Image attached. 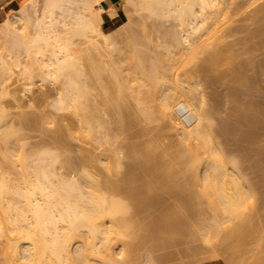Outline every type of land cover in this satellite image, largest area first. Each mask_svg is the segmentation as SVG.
I'll list each match as a JSON object with an SVG mask.
<instances>
[{
    "label": "bare ground",
    "instance_id": "obj_1",
    "mask_svg": "<svg viewBox=\"0 0 264 264\" xmlns=\"http://www.w3.org/2000/svg\"><path fill=\"white\" fill-rule=\"evenodd\" d=\"M242 1L243 0H241V1L234 0V2H233V0H123V4L121 5V9H123L124 14L127 13V14H129L130 17H132L131 19L124 21V20L119 19L120 17H119V12H118V6H116L114 4V2H112L111 0H7V2L2 4V6L0 7V49H2L3 52L6 49L5 50V56H7V57H4V55L2 56L0 54V96L1 97L7 96V95L12 93L11 92L12 90L10 89V82H11L10 79L12 80L13 75L15 74L14 73L15 71H13V69L17 70L14 68V66L20 67L22 65V61H21L22 52L23 53L26 52L25 55H27V58H28V56L30 57V56L34 55L32 64L30 65V63H29V65L24 66V69L21 70L22 72H19V73L24 74L25 77H27V80H26L27 82L25 81V83L28 84V88L31 84H33V78L35 77V75H37L34 72L36 69H38L39 73L38 72L37 73L39 74V77L40 76L42 77V79L43 78L46 79L47 77L48 78L51 77V79L53 78V79H57V80L61 79L62 81L64 79V81L62 82L63 84H61L63 86H62V88H60V89H62V91L60 90L61 92L59 93V95H57L59 97L57 98V96H56L57 99H54V100H56V104L55 103H52V104L53 105L55 104V106H54L55 109H58L60 112H61V110L62 111L66 110V112H67V110L68 111L72 110L71 111L72 113L73 112H74V114L77 113L76 118H78L77 116L80 115L81 116V122H82L81 126L84 127V130L83 129H80V130L82 131V133L84 132L83 134L87 135V137H88V135L92 136L94 134V131L96 130V125L93 124L91 117L89 115V112H88L90 110L91 105L93 104V103L91 104L89 102L90 97H91L90 92L93 93V91H90L88 88V84H87L88 78L87 77H89V80H91V81H92V79L90 78L91 73L94 74L95 77H97L96 83L99 84V87H101L103 89V90L102 89L101 90L105 94H106V92L108 93V95L110 96V97H108L109 100H114L111 98H115V100L118 101L117 102L114 100L113 101L114 103L111 101L112 102L111 104H114V107H112V108L113 109L116 108L115 105H117L119 110L118 109H116V110H118V111H120L123 106H126L125 105L126 102L124 103V105L121 104L122 100L123 99L125 100L126 98L121 97V99L123 98L121 100V102H119V100H118L120 95L122 94V96H123L124 93L122 92L119 95H114L111 97L109 92L113 93L115 88H117L116 89L117 92H118V89H119V92L123 91V89L125 87L128 88V86H130L134 82L129 84V82H127L126 80L124 81L125 78L122 79V82L120 81L121 79L119 80L118 75H120V71L118 70L119 69L118 65H116L118 61L116 62L112 58H111L112 61H110L107 64H105L104 62H99V61H98L99 64H96V63L94 64L93 63L94 59L92 57H89L92 54L91 52L96 51L99 55H101L103 53V51H106L107 54L109 51L110 52L112 51V53H114V51H116V49H118V48H116L118 46V45L116 46V44L118 42L117 39L119 37H122V35H124V34L136 35L135 29H137V28H135L133 26L134 21H136L137 19L143 20L145 18H155L156 20L158 19L157 21L153 20L154 24L152 22L151 25H154V26H152V28L154 29V31H156V33H158L156 35L160 36L159 32L163 34L162 36H160V38L162 37L163 41L160 39V40H158L160 42L157 41L158 42L157 43L155 41L156 44H154L153 46H150L151 43L148 41L149 39L147 40L149 44H147V42L145 41L149 37L146 34L145 35L147 37L139 31V33H141V35H144L146 38L144 36H140L138 33L136 36L131 35L133 37V39L134 38L136 39L139 36L143 37V38L142 39L138 38L141 40L140 42H137L138 39L136 41L131 40L132 41L131 42L132 45L130 43L131 47L135 46L134 47L135 51H133L134 50L133 49V50H131V52L133 51L132 54L134 53L133 55H135V57H132L133 56L132 54H131L132 56H128V57L135 58V59L133 60L132 67L129 65V63H132V59H131V62L129 61L128 65L130 66V68H129L130 70L129 69L128 70L130 71V75L133 77V80L134 81L137 80L135 83H138V86H140L141 89L144 86L146 88H144V90L142 91L141 89H139V87L137 89V84H136L135 85L136 87L132 86L133 89H131L132 87L130 86L131 88L129 87V90H133L132 91L133 93L137 92V94H138L137 97L135 95L136 93H134L133 96L136 97V102L141 104L139 108L144 107V109L142 108L143 111H141V113L143 112L142 113L143 115L145 112L144 110L146 109V107L144 106L143 103L146 102V104L148 105L149 102H155L154 104H156V107H157V108L155 107L156 110L153 107L154 111L153 110L149 111V109H151V108H149V106H147L148 112H149L148 114L149 115L151 114L152 117L154 116V118H152V119L154 120L156 117H158L159 119L161 118L162 120H166L169 123V125L180 136L179 137L180 142H183V143H186L187 141L189 142V143L187 142L188 144L186 143V145H187L186 153L184 151L180 154L184 153L185 157L190 158L189 159L190 161L189 160L186 161L187 163L189 162V164H188L189 167H186V166H184V167H186L187 169H189L191 167V169L193 171H194V169L197 170V171H195V173L197 172L196 173L197 174L196 177L198 176L197 179L202 178L201 181L203 182L202 183L203 186L200 184L201 185L200 187L201 188L204 187L201 190V193L204 196L203 195H201V196H203V197L207 196L206 198H208L209 202H211L210 204L209 203L208 204L209 205L213 204L215 206V208H213V209H215V210L216 209L221 210L222 216L224 215V218H227V223H228V220H231L234 223L235 218H237L236 219L237 222L239 219L241 221L244 220V222H245V219H243V218L245 216H247V214H248L246 211L247 210L250 211V207H248V206H250V202H249L250 198L252 197L251 199H253V195L255 194V193L253 194V190L251 189L254 186H250L248 179H247V182H248L247 183L245 177H243L244 179L242 178L240 181L241 176L239 174H238L239 176L237 174L235 175V173H233V170H232V172H228L226 170L227 165L225 167V160L226 159H224V158L226 157L225 153L228 154V152H225L227 150L225 149L224 146H223L224 147L223 148L215 140L217 146L214 144L216 147L214 145H212L215 148L214 147H213L214 149L211 148L212 146L209 143L214 142L213 141V139H214L213 128H214V123H215L214 119L215 118L212 114L214 106L211 107V108H213L211 111V109H210L211 105L210 106L208 105V103L210 101H207V97L205 99V95H203V94H205V91H203L205 89L201 90L202 92H204L203 94L200 92V94L203 95L202 96V95H199V92H197L196 87L192 86L193 88H196V89H191L192 87L189 88V86L187 85L189 83V81H184V79L186 77H188L190 79L191 78L190 77L191 75L189 76L190 73L186 74L184 79H183V77H181L182 74L180 73L181 74L180 75L178 72H177L178 74H176V76H174L175 75L174 68L176 67V65H175L176 60L178 61V58L180 56L184 55L186 48L189 50L192 47L196 51V49L198 48L194 45L196 42L199 43L200 41H202V42L206 41V42H204V44L205 43L209 44V45H206L207 48L209 46L210 47L212 46L211 50L213 47H215L212 54L209 53L210 55H212V57L215 54H216L215 55L216 57H218L217 56L218 54H219V56H220V54H223L222 53L223 50H221L223 48L219 49L221 46L220 47L216 46L217 44L219 45V42H222V41H220V39L222 37L224 38V34L221 33L222 36L219 35L220 34L219 31L221 30L220 27L223 25L222 23H223L224 19L226 20V19H228V17L230 19V16H231L230 12L234 13L236 11L237 13L236 12L235 13L237 16V14H239L245 10V9L243 10V7H242L243 4L242 3L246 4L249 1L248 3L250 4V2L252 0L251 1L248 0L247 2H246V0L244 2H242ZM255 1L256 0H253L252 3L254 4ZM258 1H260V0H258ZM232 2H233V4H235V2H237L235 6H237V5L240 6V9H237L240 11L239 13L237 10L234 11L233 8L236 9V7L233 6V8H232V5H233ZM238 2H240V3L238 4ZM260 2H261V5H259ZM260 2L257 3V1H256V4H258L257 7L260 6V8H258L257 10H254L255 13H254V16L252 15L253 18L258 19L262 15V19H264L263 18L264 17V14H263L264 13V4H262L264 2H262V1H260ZM240 4H242V5H240ZM250 5H246V6H248V8H249ZM237 8H238V6H237ZM231 9H233V10L231 11ZM250 9L253 10V8H250ZM250 12H252V14H253V11H250ZM133 13H134V16H133ZM235 13H234V15H235ZM242 13L245 14V11ZM244 14H242V15H244ZM248 14H250V13H248ZM248 14H245L246 18L248 16ZM239 16H240V14H239ZM126 18H129V17L126 16ZM232 18L234 19V16ZM238 19H240V18H238ZM259 19H261V18H259ZM138 20H137V22H138ZM169 20H170V23H171V20H173V21H172L171 25L167 26L166 21H169ZM252 20H254V19H252ZM175 21L177 22V24L175 23ZM230 21H232V20H230ZM235 21H236V18H235ZM255 21H257V20L255 19ZM109 22H115V25L117 27L112 31H105V24L109 23ZM146 22H149V21H147V19H146ZM232 22H234V20ZM258 22H259V20H258ZM149 23H151V22H149ZM173 23H175V24H173ZM259 23H260L259 27H261V28H259L258 31H260V30L262 31L264 29V25L262 24V26H261V21ZM142 24H144V23L141 22V25ZM224 26H225V24L223 25V27ZM138 27H140V26H138ZM142 27H144V25H142ZM238 28H239V26H238ZM231 29L233 30L234 28L231 27ZM32 30H33V32H31ZM140 30H144V29H140ZM232 30H231V32L233 33V32H235V30L237 31L238 29L236 27L234 31H232ZM133 32H135V33H133ZM231 32L230 33L228 32L229 35L231 34ZM30 33H31V36H30ZM147 33H149V31H147ZM263 33L264 32H262V35H264ZM130 35H128L129 36L128 39H130ZM149 35H150V33H149ZM193 37L195 38V40H193L194 39ZM201 38L202 39L205 38V40H202ZM225 38H224V40H225ZM262 38H264V36ZM82 39H83V41H82ZM143 39H145V40L143 41ZM199 39H201V40H199ZM78 40H79V42L80 41H82V42L79 43ZM133 42H137V44H139L140 46L136 45V43H133ZM82 43L84 45L86 44L85 45L86 47H84V46L82 47L81 46V45H83ZM133 44H135V45L133 46ZM192 44L195 46V48L192 46ZM214 44H216V45H214ZM125 45H127V44H125ZM201 45L203 46V44H201ZM136 46H138V48ZM197 46H199V44ZM188 47H190V48H188ZM200 47L201 46H199V48ZM114 48H116V49L114 50ZM123 48H121V49H123ZM217 48H218V52H217ZM121 49H119V50H121ZM182 49H184V52ZM192 50H190L191 51L190 56H192ZM194 50H193V54L195 53ZM220 50H221V53L219 52ZM125 51H126L125 53H127L128 50L126 49ZM151 51L154 53H151ZM200 51L202 53V50H200ZM207 51H208V49H207ZM207 51H206V53H207ZM0 52H2V51L0 50ZM6 52H7V54H6ZM177 52H179V53L181 52L180 53L181 55H179V53H177ZM189 52H187V53H189ZM82 53H84V54H82ZM85 53L90 54V55L85 56ZM128 53H130V52L128 51ZM185 54H186V52H185ZM178 55H179V57H178ZM195 55H193V56H195ZM235 55H233V56H235ZM111 56H112V54H111ZM185 56H187V54ZM188 56H189V54H188ZM215 56L213 57L214 60L216 58ZM103 57H106V56H103ZM108 57H109V55H108ZM212 57L210 56V58H212ZM80 58H82L81 61L85 60V61H83V63L84 62L86 63L88 61V59L93 63L92 64L89 61V63H91V65L88 64L91 66V67L88 66L89 72H88V69L86 68L87 64H85V66L83 64H81L82 62H80ZM213 58H212V60H213ZM241 58H240V60H241ZM180 59L183 60L184 58L181 57ZM180 59H179V61H180ZM235 59H237V58H235ZM96 60H98V59H96ZM108 60H109V58H108ZM124 60H125V58H124ZM126 60H125V63H126ZM185 60L186 59H184V61ZM207 60L212 61L209 58ZM231 60H232V58H231ZM105 61H107V59ZM120 61H121V59H120ZM179 61H178V63H180V65H182L181 61L180 62ZM240 62L238 63L239 64L238 66H237V63L231 65V67L235 65L236 69L232 68V71L235 70L234 71L235 74L234 73L233 74L236 77H239L241 75L242 71L244 72V67H242V66H245L244 61H240ZM118 63H120V62H118ZM121 63H120V65H121ZM212 63H214V62H212ZM240 65H242V66L240 68L241 70L239 71V69L237 67H240ZM207 67H208V65H206V68ZM179 68L180 67L177 68L178 71H179ZM184 73H186V72L184 71ZM89 74H90V76H88ZM138 74H139V78H137ZM243 74L245 75V73H243ZM106 75H108V76H106ZM172 75L175 78H172L171 77ZM109 76H110V79H108ZM241 77L243 78V76L239 77V82L242 81V80H240ZM172 79H174L175 82H170V81H173ZM247 79H246V83H247ZM47 80H49V79H47ZM183 82H187V83H185L186 85L185 84L183 85ZM90 83H91L90 87L92 88V86H91L92 82H90ZM170 83H173L174 85H172V84L170 85ZM93 85H95V84H93ZM198 86H199V84H198ZM95 87L96 86H94V88ZM96 90H98L97 87H96ZM116 90H115V92H116ZM198 91H199V89H198ZM92 93H91V95H92ZM233 94H235V93H233ZM44 95H43V97H45ZM106 95H105V98H106ZM117 96H119L118 99H117ZM142 96H145V98H143ZM206 96H208V95L206 94ZM240 96L241 95H239V97ZM91 98H93V97H91ZM233 98H237V96L233 97ZM233 98H232V100H234ZM92 100H94V99H92ZM103 100H105V99H103ZM127 100H129V99H127ZM134 100H135V98H134ZM240 100H242V99H240ZM251 100H249V101H251ZM115 102L118 104H115ZM241 102H240V104H241ZM245 102L246 101H244V103ZM256 102H254V103L248 102L249 104L251 103L250 107H251L252 111L256 106L255 105ZM2 103L4 104V102H2ZM96 103H98V102H96ZM142 104H143V106H142ZM149 104L152 107L153 104L152 103H149ZM98 105H97V107H98ZM253 105H254V108H252ZM153 106H155V105H153ZM180 106H183L189 110V116L188 117L191 121L190 124H184L183 121L180 119L179 115L177 114L178 107H180ZM93 107L94 106L92 105V108ZM235 107L237 108L236 104H235ZM258 107H259V105H258ZM262 107L263 108H261V106H260V108L263 109V111H264V104L262 105ZM128 108H129V106H128ZM139 108L137 109L138 112H140ZM1 110H0V264H123L121 260H124L123 257L126 255L125 254V248L124 249L122 248V250L120 251L121 253L123 252L125 255H122V257L119 259V257L117 256L119 252H118V250L114 251L112 249L113 246L111 245V242L114 241V239L116 241L119 240L120 238L122 239L123 236H125L126 234L128 235L127 229H131V231L129 230L131 233L132 229L134 230L135 227L130 228L131 223L129 222L130 219H128L129 215H128V217L126 216V214L128 212L127 207L129 205L125 206V204L122 203L123 201H119L120 199L117 198V196H116V198H114L112 196L109 197V195H111V194H109V192L114 193V191H115V193L117 194V191H119V190H113V188H116L117 185L114 186V185L109 184L108 183L109 180H107L108 182H106L104 180L100 181V179L97 178L100 175L98 176L97 174H96L97 175L96 179H99V180H98V182H96L97 180L94 181L93 176L90 177L91 176L90 174L92 171L90 172V174L89 173L87 174V173H85L86 170L83 171V169H82V171H83L82 172L80 168H77L78 165L74 164L75 162L77 163V160L74 161L72 159V157H71V159H72V161H74V163L69 160L70 159L69 157L66 160L65 159L62 160L60 157V155L62 153L57 154L58 150L55 149V150H57V152H55V150H53L54 148L50 147L51 143L49 144V146H44V148L43 147H38V148L36 147L37 148L36 149L35 147L31 146L30 147L31 149H30L29 147H27V141H29V139L28 140L26 139L27 138L26 135H27V133H29L28 132V130H29L28 126L31 127V125H29V124H31V121H32L31 117L32 116L30 117L27 114L31 120L28 118V116H26V117L23 116V119L22 118L20 119L21 122L18 120L19 121L18 122L19 125H18L16 123H14V121L10 122V123L7 122L6 119H4L5 118L4 116H6V115L3 116V114H5V113H3V111H1ZM3 110H5V109H3ZM58 110L55 113H58ZM251 110L249 109V112ZM152 111L155 113L154 115L152 114ZM232 111L235 112L234 109ZM7 112H8V110H7ZM66 112H64V113H66ZM122 112H121V115H120V112H118L121 117H122V115L124 116L125 111L123 113ZM128 112H129V110H128ZM157 112L159 113V115L157 114ZM238 112H237V114H238ZM241 112H242V114L244 113L243 111H241ZM59 113H58V115H61ZM64 113H63V115H64ZM68 113H70V112H68ZM145 113H147V112H145ZM129 114H127V115H129ZM148 114L147 115L145 114L147 116V118L151 116V115L148 116ZM156 114H157V116H155ZM263 114H264V112H263ZM127 115H125V116L128 119ZM35 116H36V114H35ZM65 116H66V114H65ZM260 116H259V118H260ZM67 117H68V115H67ZM247 117L250 118L248 116V114H247ZM261 117L264 118L263 115ZM39 118H41V117L39 116ZM68 118H70V116ZM141 118H143V117H141ZM144 118H145L144 120H146V117H144ZM33 119L35 120L36 118H33ZM61 119L62 118L60 117V120ZM125 119H124V121H125ZM129 119H131V118H129ZM156 119H155V121L158 120V119L157 120ZM38 120L41 121L40 119H37L36 122H38ZM72 120H70L69 122L72 123L71 122ZM74 120H75V122H77L76 119H74ZM122 120H123V118H122ZM257 120L258 119H256V121ZM49 121L50 120H47V122H49ZM53 121L56 122V120H54V118H53ZM64 121L66 123L68 120L67 121L64 120ZM64 121L62 119V122H64ZM253 121H255V120H252V122ZM39 123L40 122H38L37 124H39ZM44 123H46V122L44 121ZM74 123H72V124H74ZM78 123L79 122H77L76 124H78ZM67 124H68V126H70L68 122H67ZM67 124L66 125L64 124V126H67ZM76 124H74V125H76ZM104 124L105 123H103V125ZM256 124H257V122H256ZM35 125L33 127H35ZM124 125H123V129L126 126V125L125 126ZM26 126H27L28 130L26 129ZM36 126H38V125H36ZM43 126H44V124H43ZM68 126L66 129L69 128ZM57 128H60V127H57ZM126 128H128V126ZM218 128H220V127H218ZM25 129L27 130V132H25L26 131ZM31 129H33V128H31ZM66 129H65V131H66ZM76 130H78V129H76ZM214 130H215V128H214ZM69 131H71L70 128H69ZM81 131L79 133H81ZM54 132H55V130H54ZM66 132H68V130ZM212 132H213V134H212ZM70 133H69V135L72 136V133L76 135L78 133V131H77V133H75V132H73V129H72V132H70ZM79 133H78V135H79ZM54 136L55 135H53L52 138H54ZM97 137L98 136L96 135V138ZM216 137H218V136H216ZM103 138H100V139L97 138V140L102 141ZM49 139H51V138H49ZM58 139L59 138L57 136L56 139H54L55 142L58 141ZM63 139H64V137H63ZM207 139H208V141H207ZM60 140H59V142H60ZM68 141H69V137H68ZM68 141H67V146L69 144ZM184 141H186V142H184ZM48 142H47V144H48ZM193 142L195 143V145ZM206 142H209V143L206 144ZM218 142H219V140H218ZM219 143L222 144L221 142H219ZM38 144H40V143H38ZM64 144H66V143H64ZM100 144H102V143L100 142ZM57 145H58V143H57ZM32 148H35V149H32ZM69 148L70 147H68V150H69ZM151 148H152V146H151ZM203 148L206 149V151ZM65 149H67V148H65ZM150 150H152V149H150ZM183 150H184V147H183ZM183 150L181 149L180 151H183ZM201 150H204L205 152H207V154H209V155H207V156H209V158L211 155L212 158H210V159H212L213 161L212 160L211 161L209 160V162L206 161V163L204 164L205 169L204 170L201 169V171H200L199 168H200V166H202V165H200V163H202V161L200 159L201 155L199 154V152L201 154L204 153V152L202 153ZM210 150H212L213 152ZM87 154L89 155V153H87ZM90 154H91V151H90ZM98 154H100V153H98ZM180 154H179V158H181ZM187 154H188V156H186ZM83 157H84V155H83ZM152 157L154 158V156H152ZM185 157L182 160L186 159ZM202 157H203V155H202ZM80 158H82V156ZM92 158H93V156H92ZM148 158L150 159L151 157H148ZM227 158H228V160H227V164H228L229 157L227 156ZM78 159H79V157H78ZM204 159H207V158H204ZM231 159H232V157L230 158V161H231ZM97 160H99V158ZM217 160H218V162H217ZM80 161H81V159H80ZM80 161L78 160V163H80L82 165L83 163H81ZM149 162H148V164H149ZM233 162H237V161H233ZM187 163H185V164H187ZM93 165L96 166L95 163ZM182 165H184V164H182ZM228 166H231V165H228ZM65 167H71V170L74 169L73 170L74 172H71L70 174H65L66 172L65 173L61 172L62 171L61 168L63 169ZM184 167H183V169H184ZM234 167L235 166H233V168ZM129 168H131V167H129ZM144 168H145V166H144ZM133 169H134V167H133ZM229 170H230V168H229ZM234 170H236V168H234ZM127 171L129 172V169ZM158 171H160L159 168H158ZM199 171L202 173L200 174ZM72 173H74L75 175L74 174L72 175ZM129 173H132V172H129ZM141 174H143V173H141ZM111 176H112V174H111ZM126 176H125V178H126ZM128 176H129V174H128ZM101 178L104 179L103 176ZM105 178H106V176H105ZM145 178H146V176H145ZM192 178H191V181L193 180ZM103 181H104L103 184L105 185V182H106L107 186L109 187L110 191L107 190V191H109L108 193L105 191L108 195L105 193H102V185H103L102 182ZM143 181H145V180H143ZM194 181L196 182V180H194ZM201 181L199 179V182H201ZM190 182H188V183H190ZM245 182L249 186L247 184L245 185ZM114 183L116 184V182H114ZM107 186L105 185L104 187L106 188ZM128 186H130V185H128ZM182 186H185V184ZM110 188H112V190ZM191 188H193V187H191ZM137 189H138V187H137ZM126 190H127V188H126ZM131 190H132V188H131ZM190 190H189V193H190ZM140 191H143V190H141V187H140ZM254 191H255V189H254ZM132 192H133V190H132ZM191 192H193V190ZM119 193H121V192H119ZM141 193L142 192H140V195H142ZM184 193H185V191H184ZM191 194H193V193H191ZM115 195H113V196H115ZM124 196H125V194H124ZM135 196L137 197V194ZM196 196H197V194H196ZM120 197H121V195H120ZM131 197H133V196L131 195ZM140 197H139V199L141 200ZM149 197H151V196L149 195ZM129 198L130 197H128L126 199L130 200ZM206 198H203V199H206ZM136 199H138V198H136ZM136 199H135V201H136ZM160 202H163V201H160ZM254 202L256 203V200H254ZM141 203H139V204H141ZM190 203H192V202H190ZM251 203H253V201ZM129 204L131 205L134 203L131 202ZM135 205H137V203H135L134 206ZM171 205L173 206L172 203H171ZM185 205H186V203H185ZM213 205H211V206H213ZM152 206H154L153 203H152ZM155 207H157V206H155ZM190 208L191 207H188L189 210H190ZM173 209H175V208H173ZM215 210H213V211H215ZM253 210H252V212H253ZM131 211H132V209H131ZM161 211H162V209H161ZM168 211H170V210H168ZM178 211L180 212V214L182 213L180 210H177V212ZM158 212H160V211H158ZM171 212H170V214H171ZM178 213L175 212V214H177V215H178ZM161 214H164V213H161ZM139 215H140V213H139ZM165 215H163L164 218H166ZM215 215H217V214H215ZM251 215L252 214L249 215L250 217L247 216L248 217L247 219L251 218ZM159 216H158V218H159ZM178 217L180 218L181 216L179 215ZM173 218H175V217H173ZM182 218H183V214H182ZM134 219H135V217H134ZM142 219H144V218H142ZM149 219H148V221H149ZM167 219H168V217H167ZM183 219H185V217ZM215 219H216V217H215ZM221 219H223V218H221ZM136 220L134 222H137ZM152 220H153V218L150 219V221H152ZM179 220H177V221L178 222L182 221V220L181 221H179ZM240 220H239V222H240ZM131 221H133V220H131ZM183 221H185V220H183ZM215 221L217 222V220H215ZM231 221H229L231 223V224L229 223L230 225H232ZM252 221H253V219H252ZM158 223L159 222H157V224ZM162 223H164V222H161L160 225H162ZM132 224H135V223H132ZM139 224H141V220H140ZM177 224H180V226L182 225V223L176 222V225ZM229 224H227V225H229ZM166 225L164 223V225H162V227H164ZM171 225H173V224H171ZM134 226H136V225H134ZM141 226H142V224H141ZM141 226H139V227H141ZM232 226H231V229H232ZM209 227H210V225H209ZM234 227H236V226H234ZM186 228H187V226H186ZM207 228H208V226H207ZM166 229H168V228H166ZM140 230H142V229H140ZM171 230H173V229H171ZM166 231H165V234H167ZM201 231H202V229H201ZM157 232H158V230H157ZM161 233H162V231H161ZM229 235H230V233H229ZM144 236L146 237V235H144ZM207 236H208V234H207ZM243 236H245V235L243 234ZM138 237H141V236H138ZM201 237H202V235H201ZM240 237L241 236H239V238ZM154 238H157V237H154ZM165 238H167V237H165ZM142 239H145V238H142ZM157 239H159V238H157ZM160 239H161V237H160ZM160 239H159V241H160ZM164 240H166V239H164ZM208 240H209V237H208ZM116 241H115V243H117ZM171 241H173V238H171ZM141 242H143V241H141ZM239 242H240V239H239ZM118 243H119V241H118ZM182 244H184V243H182ZM74 245H76V246H74ZM162 245H160V246H162ZM178 245H180V244H178ZM158 251L159 250L156 249V252H158ZM159 254H161V253H159ZM119 255H120V253H119ZM149 255H151V254H148V257H149ZM146 256L147 255H145V257ZM171 260H173V259H171Z\"/></svg>",
    "mask_w": 264,
    "mask_h": 264
},
{
    "label": "rangeland",
    "instance_id": "obj_2",
    "mask_svg": "<svg viewBox=\"0 0 264 264\" xmlns=\"http://www.w3.org/2000/svg\"><path fill=\"white\" fill-rule=\"evenodd\" d=\"M238 1H241V0H238ZM244 1L245 0H243L242 2H244ZM247 1L248 0H246V2ZM256 1H257V3H259L260 1L264 2L263 0H260V1L256 0ZM256 1L253 4L252 3L253 0H252L250 2L251 5L248 3L249 1L247 3L245 2L246 4L241 2L243 5L242 4H240V5H242L243 10L245 9L244 10L245 14H248V13L251 14V15L248 14L249 17L247 16V18H246V15L244 13H242L244 11L241 12L244 15L239 13L240 11L237 9H240V6L237 5L238 6V8H237V6H235L237 2H235V4H233V2H234V0H233L232 8H233V6L236 7V9L233 8L234 11L237 10L238 13L240 14V16L241 15L242 16L240 17L239 14H237V16H236L237 12L235 11L236 12L235 13L233 11L235 13V15H234V13L230 12V15H231V16L229 15L230 19L228 17V19L223 20V23L221 22L223 25L225 24V26L223 27V25L221 24L222 26L220 27L221 30L219 31L220 32L219 35H221V33H222V34H224V38L225 37L226 38L224 40V38L222 37L220 39V41H222V42L218 41L219 45L218 44L217 45L214 44V45H216L218 47L221 46L219 49L223 48V49H221V50H223V52H222L223 54H220V56H219V54L217 53L218 52V48H217L216 53L218 54L217 55L218 57H216L215 56L216 54L214 53L215 55L214 54L213 55L216 57L214 60V58H213L214 56L212 57V55H210V54H212L215 47H213L211 50L212 46L211 47L209 46L210 48L209 47L207 48L206 45H209V44H206V43L204 44V42H206V41H204V42L200 41L199 43L196 42L197 44L195 43L194 45L198 48H199V46H201L202 48L200 47L199 49L202 50V53L198 48L195 51L191 47L195 52L193 54V50L190 47H188L190 49L189 50L187 48H186L187 50L185 49V52L187 54V56H185L186 54L184 52V49H182L184 52V55L179 57V55H181L180 53L182 51L180 53L177 52V53H179L178 61L181 57H183L186 60L184 61V59L183 60L180 59L182 65H180V63H178V61L176 60V63H175L176 67L174 68V71H175L174 76H176V74H178V73L179 74L181 73L182 74L181 77H183V79H184L186 74L190 73L189 76L191 75L190 76L191 78L189 79L188 77H186L184 79V81H189V83L187 84L189 86V88H191L192 86L196 87L197 89L193 88V87L191 89H196L197 92H199V95H202L204 92H202L201 90L205 89V90H203V91H205V94H203V95H205V99L207 97V101H210L208 103V105L209 106L211 105L210 106L211 111L214 108L213 112H212V114L215 118L214 119L215 130L213 128L214 134L212 132V134L214 135V139H213L214 142H210V143L206 142V144L209 143L211 146L214 144L216 145V142H215V140H216L220 146H222V147L224 146L225 149L227 150V151H225V150L224 151L228 152V154L225 153L226 157L224 158V159H226L225 160V167L227 165L226 170L228 172H232V170H233V173H235V175L239 174L241 176L240 181L243 177H245L246 182L248 179L249 185L254 186L251 189L253 190V194L254 193L255 194L253 195V199H251L252 197L250 198V200H249L250 206H248V207H250L251 212L248 210L246 211L249 215L250 214H252V215H251V218L247 219L248 218L247 216H249L247 214V216H245L243 218V219H245V222H244V220L241 221L240 219H239L240 222H239V220L237 222L236 221L237 218H235V221L233 220L234 223L231 220H228V223H227V218H224V215L222 216L221 210L213 209V208H215V206L213 204H211V205H213L214 207L209 205L211 202H209V199L206 198L207 196L203 197L204 195L201 193V190L204 188V187L203 188L200 187L203 183L201 181L202 178H199L201 181V182H199V179H197L198 176L196 177L197 172L195 173V171H197V170L194 169V171H193L191 169V167L189 169L186 168V167H189L188 166L189 162L187 163L186 161H188L190 158L185 157L184 153L180 154L184 151L186 153V150H187L186 143L188 141L187 142L184 141L186 143L180 142V139H179L180 136L169 125V123L166 120H162L161 118H160L161 119L160 120L158 117H156L158 120L155 118L157 121H155V119L154 120L152 119V118H154V116L152 117L151 114H150L151 116L148 114L149 112H148L147 106H149V108H151V109H149V111L153 110L156 107V104H154L155 102H149V103H152L153 105H155V106H153L151 104L152 107L150 106L149 103H148V105L146 104V102L143 103L147 109V110L146 109L144 110L147 113L144 112V115H143L142 114L143 112L141 113V111H143L142 108L144 109V107L139 108L141 104L136 102V97L138 95L137 92H134V93H136L135 94L136 97H134L133 96L134 93L132 92L133 90H129L130 86L136 87L135 86L136 84H137V89H138V87H139V89H141L140 86H138V83H135L137 80H135V81L133 80V77L130 75V71H129L130 66L132 67L133 60L135 59V58L128 57V56H132L134 54V53L132 54V52L135 51V49H134L135 44H133L134 47H131V45H132L131 40L136 41L138 38L142 39L143 37H140V36H144L145 34L149 37L146 40L143 39V41L145 40L147 42V44H149L148 43V41H149L151 43L150 46H153L154 44H156V42L158 40H160V39L162 40V37L160 38V36H162L163 34L159 32L160 36L156 35L158 33H156V31H154V29L152 28V26H154V25H151L153 20L154 21L156 20L155 18H145L143 20L137 19L138 22H137V20L134 21L133 26L137 29H135L136 33L135 32H133V33H135L136 35L138 33L140 36L139 37L137 36L138 38L133 39L132 36L134 34H131L132 36L130 34L122 35V37H119L117 39L118 42H117L116 46L117 45L118 46L116 48H118V49L114 48V50L116 49V51H114V53H112V51L111 52L109 51L110 53L108 52V54L106 51H103V53L105 52L104 53L105 55L103 53L101 55H99L96 51H92L91 55L85 53V56L90 55L89 57H92L94 59V62H93L94 64L95 63L99 64V62H104L105 64H107L110 61H112L111 58L116 62L117 61L120 63L122 62L121 63L122 66L118 62L116 64V65H118V68H119L118 70L120 71V75H118L119 80L121 79L120 81L122 82V79L125 78L124 81L126 80L127 82H129V84L134 82L133 83L134 85L131 84L130 86H128V88L125 87L123 89V91L119 92V89H118L119 93L116 90L117 88H115L117 93L115 92V90L113 91V93L109 92L111 97L114 95H119L122 92L124 93L123 96H122V94L120 95V97L117 96V99L119 97L118 100H119V102H121V100L123 98H126L125 100L123 99L122 103H121L122 105H124V103L126 102L125 103L126 106H123L121 108V110L118 111L119 108L117 107V105H115L116 108L113 109L112 107H114V104H111L115 100V98H111L114 100H109L108 97H110V96L108 95V93L106 92V94H107L106 95L102 91L103 89L101 87H99V84L96 83L97 77H95V75L90 72L91 73L90 78L92 79V81L89 80V77H87L88 78L87 84H88L89 90L93 91V93L90 92V96L93 98L90 97L89 102L91 104L93 103L92 105L94 107L92 108V105H91L90 110L88 112H89V115L91 117L93 124L96 125V130H97V131L96 130L94 131V134L92 135L93 137L89 136V135L87 137V135L83 134L84 132L82 133V131L80 129L84 130V127L81 126L82 125L81 116L78 115L77 116L78 118H76V115H77L76 112H75L76 114H74V112L73 113L71 112L72 110H69V111L67 110V112H66V110H63V111L61 110V112H62L61 113L58 109H55L54 106L56 104V100H54V99H57L59 97L57 95H59V93L62 91V89H60V88H62V86H63V85H61V84H63L62 82L64 81L63 78H62L63 81L61 79L60 80L53 79V78L51 79V77H49V78L47 77L46 79H44V78L42 79L41 76L39 77L38 69H36L34 72L37 75H35V77L33 78V84H31L32 86L30 85L28 88V84L25 83V81L27 80V77H25L24 74L19 73V72H22L21 70L24 69V66L29 65V63H30V65L32 64L34 55H32L30 57L28 56V58H27V55H25L26 52H24V53L22 52L21 61H22L23 66L22 65L20 67L17 66L18 68L16 66H14V68L17 70L13 69V71H15L14 72L15 74L13 75L12 80L10 79V81H11L10 82V89L12 90L11 91L12 93L7 95V96H2V97L0 96V101L2 100L0 102V107H1L0 110L2 109L1 111H3V113H5V114H3V116L6 115V116H4L5 117L4 119H6V121L9 123L14 121V123L18 124L19 121L21 122L20 119L21 118L23 119V116L24 117H26L28 115L30 117L32 116L31 117V119H32L31 124H29V125H31V127L28 126L29 130L27 129V126H26V129L29 132L26 135V137H27L26 139L27 140L29 139V141H27V147L30 148L32 146L35 148L36 147L37 148L38 147L44 148V146H49V144L51 143L50 147L51 148L53 147L54 148L53 150L57 149L58 152H57V150H55V152H57V154L62 153L60 155L62 160H64V159L66 160L69 157L70 161H72V159L74 161L77 160V163L76 162L74 163V161H72V162L74 164H77L78 165L77 168H80L81 171H82V169H83V171L86 170L85 173H87V174L88 173L90 174V172L92 171L90 174L91 175L90 177L93 176L94 181L97 180L96 182H98V180L100 179V181L104 180V181L108 182L107 180H109V182H108L109 184L114 185V186L117 185L116 186L117 189L113 188V190H119V191H117V194L119 192H121V193H119L118 195L115 193V191H114V193L109 192L110 191L109 187L107 186V184L105 182V185L108 187V188L106 187L107 188L106 189L104 187L105 185L103 184L104 183V181H103L102 182V184H103L102 185V193L107 194L109 192V194H111V195H109V197L112 196V197L116 198V196H117V198L120 199L119 201H123L122 203H124L125 206L129 205L127 207L128 212H127L126 216L128 217V215H129L128 219H130L129 222L131 223V224L129 223L130 228L135 227V229L134 230L132 229L131 233H130L131 229H127L128 235L126 234L125 236L122 237V239L120 238L117 241L114 239V241L111 242V245L113 246L112 249L114 251L118 250V252L120 253V255H119V253L117 255L119 257V259L122 257V255L126 254L123 257L124 260H121L123 264H264V118L261 117L262 115L264 117V114H263L264 111H263V109H261V108H263L262 105L264 104V38H262L264 36V35H262V32H264V29L262 31L261 30L258 31L259 28H261V27H259V25H260L259 22L261 21V26H262V24L264 25V23H263L264 19H262V15H261V17H259L261 19L253 18L254 13H255L254 10H257L258 8H260V6L257 7L258 4H256ZM6 2H7V0H0V7L2 6V4L6 3ZM239 3L240 2H238V4ZM122 4H123V0H119V2L116 4V6H118V12H119V17H120L119 19L127 21L128 19H131L132 17H130L129 14H127V13H126L127 15L124 14L123 9H121ZM262 4H264V3H262ZM246 5H250V7L248 8V6H246ZM259 5H261V2ZM250 8H253V10ZM233 9H231V11ZM249 10L253 11V14ZM125 15L128 16L129 18H126ZM133 16H134V13H133ZM233 16H234V19L232 18ZM235 18H236V21H235ZM238 18H240V19H238ZM146 19H147V21H149L151 23L146 22ZM252 19H254V20H252ZM255 19L257 21H255ZM230 20H232V21L234 20V22H232ZM258 20H259V22H258ZM140 21L142 23H144V24H142V25H144V27H142ZM172 21L173 20H171V23H172ZM166 22L165 23L167 24V26L171 25L170 20L166 21ZM175 23L177 24L176 21H175ZM175 23H173V24H175ZM153 24H154V22H153ZM138 26H140V27H138ZM238 26H239V28H238ZM116 27L117 26L115 25V22L106 23L105 24V31H112ZM231 27L234 29L232 30ZM236 27L238 29L237 31L235 30ZM140 29H144L146 32L144 30H140ZM231 30L232 31L235 30V32L232 33ZM139 31L144 35H141V33H139ZM147 31H149L150 35H149V33H147ZM31 32H33V30ZM228 32L229 33L231 32V34L229 35ZM128 35H130V39H128V37H129ZM136 35H134V36H136ZM30 36H31V33H30ZM201 39H199V40H201ZM79 40H78V42H79ZM193 40H195V38ZM202 40H205V38ZM82 41H83V39H82ZM82 41H80V42H82ZM140 41H141L140 39L137 40V42H140ZM137 42H133V43H136V45H139V44H137ZM158 42H160V41H158ZM124 43L127 45H125ZM130 43H131V45H130ZM200 43L203 44V46ZM198 44H199V46H197ZM85 45L83 44L81 46L86 47ZM194 45L192 44V46L195 48ZM136 47L138 48V46H136ZM121 48H123V49H121ZM125 48L130 53H128V51H127V53H125L126 52ZM119 49H121L122 51ZM207 49H208V51H207ZM0 50L2 51V52H0V54L2 56L4 55V57H7V56H5V50L6 49L4 50V52L2 49H0ZM131 50H133V51L131 52ZM190 50H192V56H190L191 55ZM221 50L219 51L220 53H221ZM152 51H151V53H154ZM206 51H207V53H206ZM187 52H189V53H187ZM6 54H7V52H6ZM82 54H84V53H82ZM111 54H112V56H111ZM188 54H189V56H188ZM235 54L236 55L238 54L239 56L238 55L236 56ZM108 55H109V57H108ZM193 55H195V56H193ZM233 55H235V56H233ZM103 56H106V57H103ZM210 56L213 58V60H212V58H210ZM132 57H135V55H133ZM234 57L237 59H235ZM95 58L98 60H96ZM108 58H109V60H108ZM124 58H125V60L127 59L126 63H125ZM208 58L212 61H208L207 60ZM231 58L233 61L231 60ZM240 58H241V60H240ZM106 59L108 62L105 61ZM120 59H121V61H120ZM131 59H132V63H129V61L131 62ZM81 60H82V58H80V62H82L81 64H83L84 66H85V64H87L86 65L87 69L89 67H91L90 65L92 62L89 59L86 63L85 62L83 63V61H85V60H83V61H81ZM89 61L91 63H89ZM186 61L187 62L189 61V62L187 63ZM240 61H244L245 66H242L243 65L242 64V65H240V67H237L239 65L238 63ZM212 62H214V63H212ZM128 63L130 66L128 65ZM236 63H237L236 67L239 69V71L241 70L240 69L241 66L244 67V72L243 71L242 72L245 73V75L241 72L240 76H243V78L242 77L240 78V80H242L240 82H239L240 76L236 77L234 75L235 70L232 71V68L236 69L235 65L231 67V65L236 64ZM88 64H90V65H88ZM206 65H208L207 68H206ZM177 66L180 67L179 71L177 70V68H178ZM184 71L186 73H184ZM88 72H89V69H88ZM88 76H90V74ZM106 76H108V75H106ZM171 77L175 78V77H173V75ZM137 78H139V74H138ZM47 79H49V80H47ZM108 79H110V76L108 77ZM246 79H247V83H246ZM172 80L173 81H170V82H175L174 79H172ZM90 82H92V85H91L92 88L90 87V84H91ZM185 83H187V82H183V85ZM93 84H95V85H93ZM171 84L174 85L173 83H170V85ZM198 84H199V86H198ZM94 86H96L98 90H96V87L94 88ZM144 88H146V87L144 86L141 90L143 91ZM131 89H133V87ZM198 89H199V91H198ZM200 92L202 94H200ZM91 93L93 96L91 95ZM233 93H235V94H233ZM206 94L208 96H206ZM238 94L241 96L239 97ZM43 95L45 97H43ZM105 95H106V98L108 100L105 98ZM56 96H57V98H56ZM236 96H237V98H233ZM121 97H123V98L121 99ZM133 97L135 98V100ZM142 97L145 98V96H142ZM102 98L105 100H103ZM232 98L234 100H232ZM92 99H94V100H92ZM127 99H129V100H127ZM240 99H242V100H240ZM249 100H251V101H249ZM115 101H117V100H115ZM239 101L240 102L242 101L241 104L242 105L244 104V105L242 106ZM244 101H246L245 102L246 104L244 103ZM2 102H4V104ZM96 102H98V103H96ZM248 102H251V103L256 102L255 108H254V105L252 107V108H254L253 109L254 112L251 110V107H250L251 103L249 104ZM52 103H55V104L53 105ZM115 104H118V103L115 102ZM143 104H142V106H143ZM235 104H236L237 108L235 107ZM97 105H98V107H97ZM127 105L129 106V108ZM258 105H259V107H258ZM260 106H261V108H260ZM137 107L139 108L140 112H138ZM211 107H213V108H211ZM156 108H155V110H156ZM3 109H5V110H3ZM116 109H118V110H116ZM127 109L129 110V112ZM233 109L235 110V112L232 111ZM249 109L251 110L250 112H249ZM7 110H8V112H7ZM57 110H58V113L60 112L59 114H61V115H58V113H55ZM117 111L120 112V115H121V112L123 111L124 116L122 115V117H121ZM153 111H152V114L154 115L155 113ZM241 111H243L244 113L242 114ZM64 112H66V113H64ZM68 112H70L71 114ZM237 112H238V114H237ZM63 113H64V115H63ZM126 113L127 114L130 113V114L127 115ZM35 114H36V116H35ZM65 114H66V116H65ZM145 114L146 115L148 114V116H150V117L147 118V116ZM157 114L159 115L158 112H157ZM157 114L155 116H157ZM247 114L250 118L247 117ZM67 115H68V117L70 116L71 119L68 118ZM125 115H127L128 119L126 118ZM29 116H28V118H29ZM39 116L41 118H39ZM259 116H260V118H259ZM60 117L63 119V121L68 120L67 122L69 123L70 126H68L67 122L66 123H65V121L62 122V119L60 120ZM141 117H143V118H141ZM144 117H146V120H144L145 119ZM254 117L258 120L256 121V119ZM33 118H36V119L34 120ZM53 118H54V120H56V122L53 121ZM122 118H123V120H122ZM129 118H131V119H129ZM37 119L41 120V121L38 120V122H40L39 124H37L38 122H36ZM69 119L70 120L73 119L71 121L72 123L75 122L74 119H76L77 122H79V123L76 124L77 122H75L74 124H76V125H74V124L69 122L70 121ZM124 119H125V121H124ZM47 120H50V121L47 122ZM252 120H255V121L252 122ZM44 121L46 123H44ZM256 122H257V124H256ZM103 123H105V124L103 125ZM35 124L38 126H36ZM43 124H44V126H43ZM64 124L65 125L67 124V126L70 128L71 131H69V128L66 129L67 126H64ZM34 125H35V127H33ZM123 125L125 126L124 129H123ZM127 126H128V128H126ZM217 126L220 128H218ZM57 127H60V128H57ZM31 128H33V129H31ZM65 129H66V131L68 130V132H66ZM72 129H73V132H75V133H77V131H78V133L81 131V133H79V135H78V133L76 135L72 133V136H73L72 137L71 135H69V133L72 132ZM76 129H78V130H76ZM27 130L25 132H27ZM54 130H55V132H54ZM53 135H55L54 138H52ZM96 135L98 136L97 137L98 139L104 137L102 139V141L99 140L102 144H100V142L97 140ZM57 136L59 139H58V141L55 142L54 139H56ZM216 136H218V137H216ZM63 137H64V139H63ZM68 137H69V141H68ZM49 138H51L52 140ZM208 139H207V141H208ZM44 140L45 141L47 140V141L45 142ZM59 140H60V142H59ZM218 140L222 144H220L218 142ZM67 141L70 144V145L68 144V146H67ZM37 142L40 144H38ZM47 142H48V144H47ZM57 143H58V145H57ZM64 143H66V144H64ZM194 145H195V143H194ZM151 146H152V148H151ZM214 146H212L211 148L214 149L217 145L215 147ZM68 147H70L69 150H68ZM183 147H184V150H183ZM35 148H32V149H35ZM65 148H67V149H65ZM150 149H152V150H150ZM179 149L180 150L182 149L183 151H180ZM204 150L206 151V149H204ZM204 150H201L202 153L204 152L203 154H201L199 152V154L201 155L200 159L202 161V163H200V165H202L199 168L200 171H201V169L202 170L205 169L204 164L206 163V161L209 162V160L210 161L212 160V159H210V158H212L211 155L209 158V156H207L209 154H207V152H205ZM90 151H91V154H90ZM210 151H212V150H210ZM87 153H89V155ZM98 153H100V154H98ZM179 154H180L181 158H179ZM83 155H84V157H83ZM202 155H203V157H202ZM229 155L232 157L231 161H230L231 157ZM81 156H82V158H80ZM92 156L94 159L92 158ZM152 156H154V158ZM186 156H188V154ZM227 156L229 157L228 164H227V160H228ZM71 157H72V159H71ZM78 157H79V159H78ZM148 157H151V158L149 159ZM184 157L186 158V159H184L185 161L182 160ZM98 158H99V160H97ZM204 158H207V159H204ZM80 159H81V161H80ZM78 160L83 164L81 165L80 163H78ZM233 161H237V162H233ZM148 162H149V164H148ZM184 162L187 164H185ZM217 162H218V160H217ZM94 163L96 164V166L93 165ZM182 164H184V165H182ZM143 165L145 166V168ZM228 165H231V166H228ZM232 165L235 166L234 168H236L237 171L234 170ZM184 166H186V167H184ZM129 167H131V168H129ZM133 167H134V169H133ZM183 167H184V169H183ZM158 168L160 171H158ZM229 168H230V170H229ZM128 169H129V172H132V173H129L127 171ZM61 170H62L61 172H63V173L66 172L65 174H70L71 172H74L73 171L74 169L71 170V167H65L63 169L61 168ZM127 173L129 174V176ZM141 173H143V174H141ZM201 173L202 172H200V174ZM73 174L74 173H72V175ZM96 174L98 176L99 175L100 176L97 177ZM111 174H112V176H111ZM104 175L106 176V178ZM102 176L104 179L101 178ZM125 176L127 179L125 178ZM145 176H146V178H145ZM96 177L99 179H96ZM191 178L193 179L192 181H191ZM143 180H145V181H143ZM194 180H196V182ZM114 182H116V184ZM188 182H190V183H188ZM246 182H245V185L248 183V182L247 183ZM184 184L186 187L182 186ZM128 185H130V186H128ZM125 187L127 188V190ZM137 187H138V189H137ZM140 187H141V190H143V191H140ZM191 187H193V188L195 187V188L193 189ZM131 188H132L133 192H132ZM110 189L112 190V188H110ZM188 189L189 190L191 189L190 193H189ZM254 189H255V191H254ZM107 190H109V191H107ZM192 190H193V192H191ZM184 191L186 194L184 193ZM140 192H142L141 193L142 195H140ZM191 193H193V194H191ZM124 194H125V196H124ZM136 194H137V197L135 196ZM196 194H197V196H196ZM113 195H115V196H113ZM120 195H121V197H120ZM131 195L133 197H131ZM149 195L151 197H149ZM201 195H203V196H201ZM128 197H130L129 198L130 200L126 199ZM139 197L141 198V200L139 199ZM136 198H138V199H136ZM203 198H206V199H203ZM135 199H136V201H135ZM159 200L163 201V202H160ZM254 200H256V203L254 202ZM252 201H253V203H251ZM131 202L134 204L137 203V205H135V206H134V204L130 205L129 203H131ZM190 202H192V203H190ZM139 203H141V204H139ZM152 203L154 206H152ZM171 203L173 204L174 207L171 205ZM185 203L187 206L185 205ZM155 206H157V207H155ZM188 207H191L190 210L188 209ZM173 208H175V209H173ZM131 209H132V211H131ZM161 209H162V211H161ZM176 209L180 210L182 213L180 214L179 211H178L179 212L178 213ZM168 210H170V211H168ZM213 210H215V211H213ZM252 210H253V212H252ZM158 211H160L161 213H164V214H161ZM138 212L140 213V215ZM170 212H171V214H170ZM175 212L178 213V215L175 214ZM182 214H183V218L185 217V219L182 218ZM215 214H217V215H215ZM163 215H165L166 218H164ZM179 215L181 216L180 218L178 217ZM158 216H159V218H158ZM134 217H135V219H134ZM167 217H168V219H167ZM173 217H175L176 219ZM215 217H216V219H215ZM142 218H144V219H142ZM149 218L150 219L153 218L154 221L153 220L150 221ZM221 218H223V219H221ZM139 219L141 220L142 226H141V224H139L140 223ZM148 219H149V221H148ZM252 219H253V221H252ZM131 220H133V221H131ZM135 220L137 222H134ZM177 220H179V221L185 220L186 222L185 221L178 222ZM215 220H217V222ZM229 221L232 222L233 226L230 225L231 223ZM157 222H159L158 223L159 225L157 224ZM161 222H164L165 225L166 224L167 225L162 227V225H164V223H162V225H160ZM176 222L182 223L181 226L183 228L180 226V224L176 225ZM132 223H135V224H132ZM171 224H173V225H171ZM227 224H229V225H227ZM134 225H136L137 227ZM185 225L187 226V228ZM209 225H210V227H209ZM139 226H141V227H139ZM207 226H208V228H207ZM231 226H232L233 230L231 229ZM234 226H236V227H234ZM169 227L173 230H171ZM166 228H168V229H166ZM140 229H142V230H140ZM201 229H202V231H201ZM157 230L159 233L157 232ZM160 230L162 231V233ZM165 231L167 234H165ZM206 233L208 234V236ZM229 233H230V235H229ZM242 233L245 236H243ZM144 235H146V237ZM158 235L161 237V239ZM201 235H202V237H201ZM138 236H141V237H138ZM239 236H241V237L239 238ZM154 237L159 238L160 241H159V239L154 238ZM165 237H167V238L169 237L170 239L169 238L167 239ZM208 237H209V240H208ZM142 238H145V239H142ZM171 238H173V241H171ZM164 239H166V240H164ZM239 239H240V242H239ZM115 241L117 243L119 241V243L117 244V243H115ZM141 241H143V242H141ZM182 243H184V244H182ZM178 244H180V245H178ZM160 245H162V246H160ZM74 246H76V245H74ZM122 248L123 249L125 248V254L123 252L122 253L120 252L122 250ZM156 249L159 251L156 252ZM159 253H161V254H159ZM148 254H151V255H149V257H148ZM145 255H147V256L145 257ZM170 258L173 260H171Z\"/></svg>",
    "mask_w": 264,
    "mask_h": 264
},
{
    "label": "built area",
    "instance_id": "obj_3",
    "mask_svg": "<svg viewBox=\"0 0 264 264\" xmlns=\"http://www.w3.org/2000/svg\"><path fill=\"white\" fill-rule=\"evenodd\" d=\"M177 114L179 115L180 119L183 121L184 124H190L191 121L189 119V110L183 106L178 107Z\"/></svg>",
    "mask_w": 264,
    "mask_h": 264
},
{
    "label": "crops",
    "instance_id": "obj_4",
    "mask_svg": "<svg viewBox=\"0 0 264 264\" xmlns=\"http://www.w3.org/2000/svg\"><path fill=\"white\" fill-rule=\"evenodd\" d=\"M111 1L114 2L115 5L119 2V0H111Z\"/></svg>",
    "mask_w": 264,
    "mask_h": 264
}]
</instances>
